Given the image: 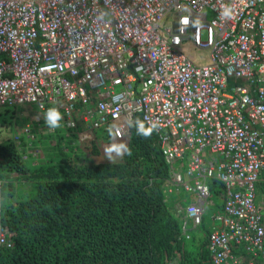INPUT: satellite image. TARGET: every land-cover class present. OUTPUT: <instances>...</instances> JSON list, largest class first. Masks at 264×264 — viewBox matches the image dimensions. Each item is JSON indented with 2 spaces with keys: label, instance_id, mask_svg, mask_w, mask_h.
<instances>
[{
  "label": "built area",
  "instance_id": "1",
  "mask_svg": "<svg viewBox=\"0 0 264 264\" xmlns=\"http://www.w3.org/2000/svg\"><path fill=\"white\" fill-rule=\"evenodd\" d=\"M29 106L116 140L155 124L186 221L202 228L223 187L214 264H264V0H0V109ZM4 212L0 181V248Z\"/></svg>",
  "mask_w": 264,
  "mask_h": 264
},
{
  "label": "trees",
  "instance_id": "2",
  "mask_svg": "<svg viewBox=\"0 0 264 264\" xmlns=\"http://www.w3.org/2000/svg\"><path fill=\"white\" fill-rule=\"evenodd\" d=\"M103 139L107 145L93 146L92 156L120 160L62 156L33 168L15 143L0 144V180L19 183L5 184L11 247L0 248V264H214L211 233L187 239L165 202L170 171L155 132L135 127L125 148Z\"/></svg>",
  "mask_w": 264,
  "mask_h": 264
},
{
  "label": "rangeland",
  "instance_id": "3",
  "mask_svg": "<svg viewBox=\"0 0 264 264\" xmlns=\"http://www.w3.org/2000/svg\"><path fill=\"white\" fill-rule=\"evenodd\" d=\"M209 18L211 15L209 14ZM173 17H168L162 24V28L171 26ZM181 51L196 65H206L209 63V51L194 48L189 42H186L181 47ZM39 111V112H37ZM73 120H61V126L56 129H51L45 122V112H42L37 106L24 107L19 111L15 109H0V144L13 142L17 145V149H22L24 160H31L32 167L40 165L46 166L50 160H61L62 156L69 162L77 163L78 161H86L92 158L98 162H104V158L114 157L115 160H120V154H101L97 157L93 155V146L98 148L104 142L103 135L110 139L109 132H100L96 130V135L88 134L87 129L78 126V130L71 128ZM121 144L120 147H124ZM125 148V147H124ZM65 154V155H64ZM61 155V156H60ZM185 164L186 159L184 160ZM187 171V165L185 172ZM2 174V172H0ZM3 190L5 184L13 183L16 186V181H2ZM19 184V183H18ZM17 184V185H18ZM211 186L212 198L211 202L214 206L208 207L204 215L203 228L206 234L213 232V218L217 217L222 211L223 202L220 197L222 186L216 188ZM218 194V195H217ZM173 197L169 201H173ZM10 200H12L10 198ZM188 202L186 205H188ZM199 246V240L196 242Z\"/></svg>",
  "mask_w": 264,
  "mask_h": 264
},
{
  "label": "clouds",
  "instance_id": "4",
  "mask_svg": "<svg viewBox=\"0 0 264 264\" xmlns=\"http://www.w3.org/2000/svg\"><path fill=\"white\" fill-rule=\"evenodd\" d=\"M222 17L230 19L231 18V9L225 8V10L222 12ZM62 114L60 113L59 109L56 107H49L46 112H45V122L47 126L51 129H56L61 126V120H62ZM148 127L147 125H144L142 122H137V126L132 127L131 129L129 128L128 131L125 132L124 138L122 140H116L113 138V136L110 134L111 142L115 143L118 146H121V144H127L128 141L132 137L133 129L137 127V132L140 135L147 136L153 131L156 127L155 124H153L150 128H145ZM100 132H111V129L108 130H99ZM154 132V131H153ZM92 134L96 135V130L91 132ZM156 135V134H155ZM157 136V135H156ZM158 138V137H157ZM161 148V147H160ZM169 191V190H168ZM168 191L165 197V202L166 203H173V206L171 209H173L175 212H177V215L180 216V226L182 229V235H184L187 239H191L192 234L199 235L201 234V231L204 229L199 228V227H194L192 224L188 221L185 220L184 215H181L180 212L176 209V205H182L184 208H186L188 205H186L188 202H190L183 194L182 191H173V194L171 196H168ZM174 198L173 201H169V198ZM3 198H4V190H3ZM5 199V198H4ZM4 210H5V200H4ZM4 223V222H3ZM171 264H178L177 261L172 262Z\"/></svg>",
  "mask_w": 264,
  "mask_h": 264
},
{
  "label": "crops",
  "instance_id": "5",
  "mask_svg": "<svg viewBox=\"0 0 264 264\" xmlns=\"http://www.w3.org/2000/svg\"><path fill=\"white\" fill-rule=\"evenodd\" d=\"M37 112H39V111H37ZM90 135H94V134L88 132V134L86 136L89 137Z\"/></svg>",
  "mask_w": 264,
  "mask_h": 264
}]
</instances>
